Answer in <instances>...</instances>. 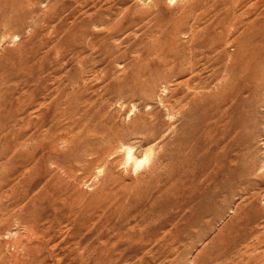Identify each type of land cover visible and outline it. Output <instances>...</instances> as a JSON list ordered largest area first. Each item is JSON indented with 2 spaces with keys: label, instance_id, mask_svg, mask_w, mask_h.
<instances>
[{
  "label": "rangeland",
  "instance_id": "rangeland-1",
  "mask_svg": "<svg viewBox=\"0 0 264 264\" xmlns=\"http://www.w3.org/2000/svg\"><path fill=\"white\" fill-rule=\"evenodd\" d=\"M252 26L264 0H0V264H264V96L243 150L220 106Z\"/></svg>",
  "mask_w": 264,
  "mask_h": 264
},
{
  "label": "bare ground",
  "instance_id": "bare-ground-1",
  "mask_svg": "<svg viewBox=\"0 0 264 264\" xmlns=\"http://www.w3.org/2000/svg\"><path fill=\"white\" fill-rule=\"evenodd\" d=\"M234 24L240 26L239 23L236 24L235 22ZM255 27L252 26V31H248V34L253 33L254 35L252 36L259 37L261 43L257 47L247 42L238 46L236 55H246L248 60L242 66L237 67L236 70L238 72L233 74L232 80L231 77L233 75L232 70L230 71V66H224L226 75L223 78V92L220 97L222 114L228 120L224 132L228 133L227 136L232 135L235 140V147L238 150L246 149L247 143L254 137V133L251 131L256 125L254 114L259 108L258 102L264 96V89L261 86L264 71V30L258 31ZM231 42L233 43V39ZM178 53L180 52L178 51ZM180 54L179 56H181ZM191 61L189 60V63ZM232 118L233 121L229 123Z\"/></svg>",
  "mask_w": 264,
  "mask_h": 264
}]
</instances>
